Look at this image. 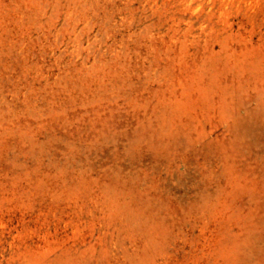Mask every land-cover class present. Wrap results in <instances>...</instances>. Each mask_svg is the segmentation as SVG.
Returning <instances> with one entry per match:
<instances>
[{
	"label": "rangeland",
	"instance_id": "rangeland-1",
	"mask_svg": "<svg viewBox=\"0 0 264 264\" xmlns=\"http://www.w3.org/2000/svg\"><path fill=\"white\" fill-rule=\"evenodd\" d=\"M0 264H264V0H0Z\"/></svg>",
	"mask_w": 264,
	"mask_h": 264
}]
</instances>
